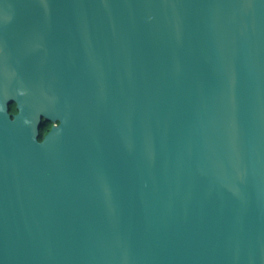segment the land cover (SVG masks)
Returning <instances> with one entry per match:
<instances>
[{
  "label": "water",
  "instance_id": "1",
  "mask_svg": "<svg viewBox=\"0 0 264 264\" xmlns=\"http://www.w3.org/2000/svg\"><path fill=\"white\" fill-rule=\"evenodd\" d=\"M0 264H264V0H0Z\"/></svg>",
  "mask_w": 264,
  "mask_h": 264
},
{
  "label": "flooded vegetation",
  "instance_id": "2",
  "mask_svg": "<svg viewBox=\"0 0 264 264\" xmlns=\"http://www.w3.org/2000/svg\"><path fill=\"white\" fill-rule=\"evenodd\" d=\"M52 124H53V122H51V121H47V122L43 123V125L41 126V129H40L41 136L49 130V128L52 126Z\"/></svg>",
  "mask_w": 264,
  "mask_h": 264
},
{
  "label": "trees",
  "instance_id": "3",
  "mask_svg": "<svg viewBox=\"0 0 264 264\" xmlns=\"http://www.w3.org/2000/svg\"><path fill=\"white\" fill-rule=\"evenodd\" d=\"M9 111L12 112V113L16 112V108H15V106H14V103H11V104L9 105Z\"/></svg>",
  "mask_w": 264,
  "mask_h": 264
}]
</instances>
